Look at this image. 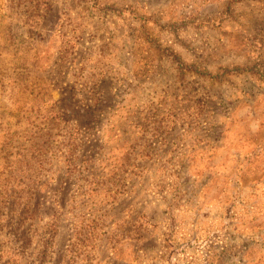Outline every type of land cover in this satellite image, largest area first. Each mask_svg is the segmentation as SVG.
I'll return each instance as SVG.
<instances>
[{"label": "rangeland", "instance_id": "rangeland-1", "mask_svg": "<svg viewBox=\"0 0 264 264\" xmlns=\"http://www.w3.org/2000/svg\"><path fill=\"white\" fill-rule=\"evenodd\" d=\"M264 264V0H0V264Z\"/></svg>", "mask_w": 264, "mask_h": 264}, {"label": "crops", "instance_id": "crops-1", "mask_svg": "<svg viewBox=\"0 0 264 264\" xmlns=\"http://www.w3.org/2000/svg\"><path fill=\"white\" fill-rule=\"evenodd\" d=\"M126 264H130L128 261H126Z\"/></svg>", "mask_w": 264, "mask_h": 264}]
</instances>
